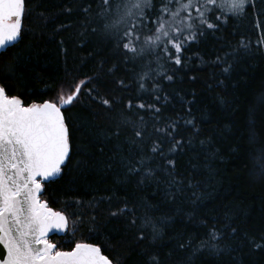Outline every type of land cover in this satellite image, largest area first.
Returning <instances> with one entry per match:
<instances>
[{
	"label": "trees",
	"instance_id": "trees-1",
	"mask_svg": "<svg viewBox=\"0 0 264 264\" xmlns=\"http://www.w3.org/2000/svg\"><path fill=\"white\" fill-rule=\"evenodd\" d=\"M101 12L102 0H26L20 37L0 55V86L25 106L80 86L62 108L69 159L40 196L69 221L50 241L93 243L113 264H264V0L220 15L181 65L128 52Z\"/></svg>",
	"mask_w": 264,
	"mask_h": 264
},
{
	"label": "snow or ice",
	"instance_id": "snow-or-ice-1",
	"mask_svg": "<svg viewBox=\"0 0 264 264\" xmlns=\"http://www.w3.org/2000/svg\"><path fill=\"white\" fill-rule=\"evenodd\" d=\"M247 4L248 0H220L219 4L217 0H159L158 5L155 0H102L100 14L116 16L113 23L105 24V29L126 25L120 39L128 52L143 55L146 50H159L181 65L186 42L195 40L197 31L203 34L202 29H195L197 20L213 29L217 25L209 21L208 13L219 9L222 13L240 14ZM25 11L26 0H0V55L20 37ZM5 75H14V68L7 67ZM79 92L77 86L73 94L61 95L59 105L45 101L25 106L21 98L9 96L0 86V245L7 252L6 259L0 255V264H113L92 243H76L71 251L58 250L49 233L65 231L68 218L40 198L42 182L59 176L69 159L72 132L61 109L71 105ZM101 103L110 106L111 102L102 99ZM135 135L142 134L136 131ZM152 151L162 149L155 146ZM138 163L142 168L143 158ZM126 166L129 173L141 171L130 161ZM152 175L149 169L145 178ZM145 223L151 224L150 218ZM152 231L159 235L155 224ZM149 264H159V259L153 255Z\"/></svg>",
	"mask_w": 264,
	"mask_h": 264
},
{
	"label": "rangeland",
	"instance_id": "rangeland-1",
	"mask_svg": "<svg viewBox=\"0 0 264 264\" xmlns=\"http://www.w3.org/2000/svg\"><path fill=\"white\" fill-rule=\"evenodd\" d=\"M249 1H252V0H248V2ZM220 3V0H217V4H219ZM208 7L209 8H213L214 6L213 5H208ZM230 13H227V12H224V13H222L219 9H216L214 12H210V13H208V15L209 16H211V15H213L214 16V19H212L210 22H212V23H217L218 21H217V19H216V17L217 16H219L220 17V15L222 16V15H229ZM197 15V13L193 10V16L195 17ZM114 18V20L116 19V16H114L113 17ZM123 25L124 24H121V25H119L118 27H116L115 29H116V34H122V31L124 30V28H123ZM198 29H202L203 30V32L204 31H206V26H204V27H199ZM199 34H200V32L199 31H197V35H196V38H197V36H199Z\"/></svg>",
	"mask_w": 264,
	"mask_h": 264
},
{
	"label": "water",
	"instance_id": "water-1",
	"mask_svg": "<svg viewBox=\"0 0 264 264\" xmlns=\"http://www.w3.org/2000/svg\"><path fill=\"white\" fill-rule=\"evenodd\" d=\"M10 46V45H9ZM8 46V47H9ZM4 51V50H3ZM51 102V101H50ZM44 103V102H43ZM60 104V103H59ZM58 104V105H59ZM67 106V105H66ZM66 106H64V107H66ZM64 107H62V108H64ZM62 110V109H61ZM58 177V176H57ZM57 177H55V178H57ZM55 178H50L49 180H47V181H43L42 182V184L44 185L45 183H48L49 181H51V180H54ZM42 192H43V190H42ZM42 192H41V194H42ZM41 194H40V196H41ZM42 200V199H41ZM43 202H45L44 200H42ZM51 208V207H50ZM51 209H53V208H51ZM54 210V209H53ZM54 211H57V210H54ZM66 231V230H65ZM65 231H60V232H56V231H53V232H50L49 233V237H51V236H53V235H58V236H61V235H63L64 233H65ZM79 243H87V242H79ZM93 244V243H92ZM95 245V244H94ZM97 246V245H96ZM75 247V244H74V246H73V248ZM72 248V249H73ZM71 249V250H72ZM71 250H67V251H71ZM103 254V253H102ZM0 255H2L3 256V259H6L7 258V252H6V250L5 249H3V246L2 245H0Z\"/></svg>",
	"mask_w": 264,
	"mask_h": 264
}]
</instances>
